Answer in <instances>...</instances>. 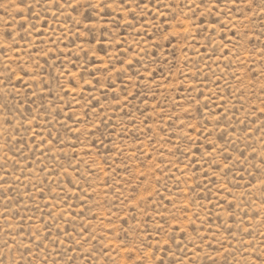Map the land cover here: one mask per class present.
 <instances>
[{"label":"rangeland","instance_id":"obj_1","mask_svg":"<svg viewBox=\"0 0 264 264\" xmlns=\"http://www.w3.org/2000/svg\"><path fill=\"white\" fill-rule=\"evenodd\" d=\"M0 264H264V0H0Z\"/></svg>","mask_w":264,"mask_h":264}]
</instances>
